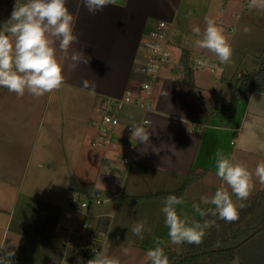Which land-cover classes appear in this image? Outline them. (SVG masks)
Returning <instances> with one entry per match:
<instances>
[{
    "label": "crops",
    "instance_id": "0c3cea01",
    "mask_svg": "<svg viewBox=\"0 0 264 264\" xmlns=\"http://www.w3.org/2000/svg\"><path fill=\"white\" fill-rule=\"evenodd\" d=\"M12 1L20 5L26 3V0ZM216 1L221 3L217 4L218 11L214 20L224 28L234 49L229 63L246 65L248 62L245 61L248 59L258 69L264 55L261 51L264 49V11L250 8L249 0ZM152 3L159 5V14L155 13V17L146 13V8ZM159 3V0H116L115 5H109L102 11L91 14L84 6L83 0H67L66 6L76 20L74 33L78 34V40L71 45L64 59L65 82L62 87L83 89L82 82L85 79L95 86L91 118L95 114L96 97L120 98L127 88L137 84L136 70L140 64L141 41L149 28H153L156 20L172 23L173 36L177 31L178 35L175 33V36L179 39L180 36L184 37L177 48L179 54L186 50L190 56L196 53L200 55L199 59L218 58L210 51L197 46L199 37L192 31L198 26L203 32L205 10L200 17L185 9L184 17L176 19L178 12L168 9L162 3L160 10ZM178 3L176 0L173 6L178 8ZM0 5L4 7L7 15V6L1 2ZM1 26L0 28H3L4 24ZM245 27L250 29L248 33L244 32ZM254 41L261 44L255 48ZM78 51H84L91 59L88 65L81 63L73 68L70 57L73 52ZM229 63L224 64L223 73L215 79H210L206 71L193 70V92L181 83L182 76L178 73L162 74L151 97L154 108L148 114L150 124L147 128V142L125 137L118 131L112 139L114 143L106 150L99 151L90 146L93 152L87 158L88 167L83 175L91 179L88 183L94 184V189L99 192L97 197L103 202L99 218L109 219L101 252L106 253L110 247L114 250L125 245L147 253L156 247L155 240L159 238L164 242L161 246L169 258L174 257L176 252L187 253L188 243L171 242L165 214L161 211L165 199L158 198L157 195L180 190L192 168L196 172H202L201 179L194 180L184 189L181 195L184 203L177 206V211L182 216L187 215L201 223L205 219L210 220L211 212L205 217H200L192 205L197 203L204 206L201 197L206 194L210 200L215 192L223 187L224 182L216 175V153L223 151L232 156L233 152L226 150L228 142L235 147L234 144L242 140L248 128L257 131L261 126L262 132H251V135L260 143L264 141V93H254L246 103L235 106L232 99L233 88L240 76L249 73L241 74L238 79H225L224 75L232 66ZM228 89L231 91L230 96ZM83 90L89 94L88 90ZM29 97L33 99L30 94ZM21 99L22 97L18 98L15 93L0 87V242L13 222L14 208L18 204L17 197L22 190L20 185L12 190L14 185L9 181L10 175L16 173V167L19 169L18 163L21 162L17 159L24 157L21 147L26 140L32 138V134L29 136L30 130L27 132L28 129L21 120L24 119L23 110L17 111ZM200 100L204 102V106ZM238 107L242 109L241 118L234 123L236 114L230 111L235 112ZM221 111L224 113L220 114ZM14 141L21 142V147L19 144L15 146ZM8 143L15 146L12 151L18 152L10 154ZM129 145L133 148L126 150L125 147ZM132 153L133 156L130 155ZM129 155V163L124 164L121 158ZM32 165L34 164H27L26 167ZM102 165L105 167L102 168ZM110 167L113 168L108 173L107 169ZM217 178L219 183L215 181ZM101 194L104 196L100 197ZM213 207L215 209L214 205ZM61 214L60 211L59 217ZM139 221L144 222L143 239L131 231ZM181 246H184V249Z\"/></svg>",
    "mask_w": 264,
    "mask_h": 264
},
{
    "label": "rangeland",
    "instance_id": "374dc122",
    "mask_svg": "<svg viewBox=\"0 0 264 264\" xmlns=\"http://www.w3.org/2000/svg\"><path fill=\"white\" fill-rule=\"evenodd\" d=\"M159 1L162 5L165 4L168 9L178 12L176 19L184 17L183 10L185 12V9L193 11L195 15H199L200 17L205 10V17L215 19L218 11L217 4L221 3L216 0H177L179 2L177 4L179 7L177 8L173 6V2H176V0ZM161 3H159L160 10L162 9ZM148 6L149 7L146 8V13L149 14L150 17H153V15L155 17V13L159 14V5L157 3H152ZM258 11L261 12L264 11V9H258ZM5 15L4 7L0 5L1 25L5 24L8 20ZM187 21L190 22L191 25H194L188 19ZM159 22L156 20L153 27ZM175 33L178 35L177 31H175ZM175 33L172 41L173 47L177 49L184 37L180 36L179 39L178 36H175ZM254 43H256L255 48L256 45L261 44V42L257 43L256 41H254ZM261 51L264 52V49L262 48ZM175 53L179 54V49H177ZM199 57L200 55L196 53L190 56V60L191 58L197 59ZM262 58H264V55H262ZM214 60L216 61L217 59L215 58ZM259 61L260 60H258V65L260 63ZM245 62L249 64L246 63V65L238 66L236 62H234V64L229 63L232 66L228 65L230 69L224 75L225 79H238L241 74L247 72L250 74L257 69V66L252 65L248 59ZM174 72L181 75L180 67H177ZM209 75L210 79L216 78L214 75ZM138 80L139 78H137V82H139ZM224 87L225 86H223V88ZM227 92L230 96L231 91L228 89ZM36 99V97H33L31 100L29 94L25 93L21 99V104L17 106V111L20 109L23 110L22 117L24 119H19L22 120L25 128L28 129L27 132L30 130L29 136L32 134V138L26 140L23 147L20 146L21 142L14 141L15 146L19 144L23 149L24 157H19L20 160L19 158L17 159L21 162L18 163L19 169L16 167L17 171L15 174L10 175L9 181L14 185L12 190L18 185L22 187V190L19 191V196L17 197L18 204L14 208L13 222L2 239L5 243L6 250H15L16 254L12 258L13 264H20L25 257H35L36 253H39V242H42L44 239L50 240L52 248H54L55 244H59L62 239H66L58 233L60 229V211L62 213L63 209L74 201L86 200L68 189L70 178L74 176L84 183L90 182L91 180L89 177H85L83 173L87 171V158H89L88 156L93 152L87 140L88 134L91 132L89 122L93 112V96L83 89L61 87L59 90L38 97L37 101ZM222 105L223 104H221V107ZM224 108L227 109L228 107L224 104ZM241 110V107H238L235 109V112L234 110L230 111L236 114L235 117L233 116L234 123L240 120ZM126 112H135V110L126 109ZM223 113V111L220 112V114ZM249 125L250 123L247 126ZM259 131L262 132L261 126H259V130L257 131L248 128L245 130V135L242 137V140L234 144L235 147L230 145L229 142L226 146L228 152H233L232 156L235 157L236 161L246 162L250 170H254L258 163L264 161V141L260 143V141L251 135V132L259 133ZM8 145L10 150L15 147L10 143H8ZM17 152V150H11L10 154ZM20 154L22 153L20 152ZM33 154H35V158ZM34 159H36V161H34ZM30 161H32L34 165L26 167L27 164H32L29 163ZM102 166V168L105 167L104 165ZM7 176L8 175H6L5 178H7ZM215 181L218 182L219 179L217 178ZM224 188H228L225 183H223L221 189ZM228 191L231 194L230 188H228ZM261 191H264V184H261L258 178L254 177V189L248 199L256 196V194ZM103 196L104 195L101 194L100 197ZM204 196L208 198L206 194H204ZM232 199L234 202L237 200L235 196H232ZM247 200L240 202L245 204ZM201 207L204 210H208L209 214L212 209H214L212 204H204V206ZM212 218L213 215L209 221H211ZM73 219V225L76 226L82 219L86 218L83 211L76 209L73 214ZM87 221L92 225L95 219H87ZM1 237L2 233H0V239ZM71 242L73 243L74 240H71ZM181 248L184 249V246H181ZM124 249H128L127 255L124 254ZM134 249L138 250L135 247H128L125 245L118 246L114 248V250L110 247L109 251H106V254L118 257L121 264H146V256L144 255L146 252H139V250L136 251ZM186 251L188 252V250ZM173 255L174 257L170 258L168 256L169 264L180 256V253L176 252ZM78 257H80L79 251L74 254L70 264H76ZM62 264H69V261L65 259ZM199 264L208 263L207 260L203 259ZM230 264H239L237 256L231 260Z\"/></svg>",
    "mask_w": 264,
    "mask_h": 264
},
{
    "label": "clouds",
    "instance_id": "9594fccd",
    "mask_svg": "<svg viewBox=\"0 0 264 264\" xmlns=\"http://www.w3.org/2000/svg\"><path fill=\"white\" fill-rule=\"evenodd\" d=\"M66 3L67 0H26L23 5L14 4L11 16L0 28V87L15 93L18 98L26 92L33 97H42L62 87L65 82L64 59L71 45L78 40V34L74 33L76 20ZM115 3L116 0H83L91 14ZM249 7L264 9V0H249ZM205 24L203 32L198 26L192 29L199 37L197 46L216 55L222 64L229 63L234 49L224 28L208 17H205ZM249 31V28H244L245 33ZM70 59L75 68L81 63L88 65L91 57L85 55L84 51H78L73 52ZM82 87L90 95L94 94L95 86L87 79L82 82ZM131 138L147 142L148 130L132 124ZM216 168L217 177L231 189V194L228 188L218 189L210 200L201 197V203L215 206L211 215L218 214L221 220L234 223L239 220V210L245 207L240 201L247 200L254 189V177L264 184V161L250 170L246 162H237L235 157L218 151ZM232 196L237 198L235 202ZM183 203V198L176 195L165 198L161 211L169 228L168 236L174 244L186 242L199 246L207 234L206 229L215 226V222L205 219L201 223L187 215L182 216L177 206ZM192 208L200 217L209 214L200 204L194 203ZM143 230V221L131 228L132 233L141 239ZM163 243L159 238L155 240L156 247L146 253L147 264H169V258L161 246ZM123 251L125 255L128 254V249ZM15 254V250H6L4 241L0 242V264H13ZM76 264H85V261L78 257ZM86 264H121V261L118 257L97 251Z\"/></svg>",
    "mask_w": 264,
    "mask_h": 264
},
{
    "label": "built area",
    "instance_id": "2783aa9c",
    "mask_svg": "<svg viewBox=\"0 0 264 264\" xmlns=\"http://www.w3.org/2000/svg\"><path fill=\"white\" fill-rule=\"evenodd\" d=\"M0 27H2L1 24ZM145 34L140 46V64L136 70L139 82L135 86L127 88L119 99L109 96L95 98V114L89 122L91 132L87 140L89 146L96 150H106L109 145L114 143L112 139L116 137L118 131L125 137H131L132 124L147 129L150 124L148 114L154 108L151 97L158 79L162 74H174L175 69L179 67L180 56L175 53L172 41V23L160 21ZM189 65L193 70L206 71L216 78L224 70V64L220 62L219 58L216 61L191 58ZM195 93L198 92L195 91ZM125 108L135 110V112L127 113ZM132 148V145L125 147L126 150ZM130 155L133 156V153ZM130 155L121 158L124 164L129 163ZM111 171L112 167L107 169L108 173ZM101 205H103L102 200L93 197L90 200L74 201L63 209L59 217L60 229L58 233L67 240L62 239L59 244H56L62 249V252L73 248L74 242H71L73 239L83 243L84 247L88 243L92 246L103 243L94 231ZM76 209L83 211L86 219H82L75 226L73 225V214ZM87 219H95V222L90 225ZM97 251L92 247L89 249L88 255L92 258ZM83 260L86 264L88 259L84 258Z\"/></svg>",
    "mask_w": 264,
    "mask_h": 264
},
{
    "label": "trees",
    "instance_id": "16d2710c",
    "mask_svg": "<svg viewBox=\"0 0 264 264\" xmlns=\"http://www.w3.org/2000/svg\"><path fill=\"white\" fill-rule=\"evenodd\" d=\"M0 2L7 6L8 12L6 18L9 19L15 3L12 0H0ZM189 59V53L186 50H182L179 57V67L182 76L181 83L193 92V69L189 65ZM254 93H264V58L256 71L239 77L236 86L233 88V104L236 106L246 103L250 95ZM201 103L204 106V102L201 101ZM202 177V172H196L192 168L188 179L180 190L157 196L164 199L169 195L181 197L184 189L191 182L199 180ZM68 189L87 200L93 198V194L96 191L92 182L84 183L74 176L70 178ZM239 211V220L234 223L221 220L218 214L213 216L211 221L215 222V226L207 229L203 243L199 246L188 245V252L180 254L171 264H199L203 259L207 260L208 264H230L235 256H237L239 264H264V191L248 199L245 207ZM108 224L109 219L102 217H98L95 222L94 231L102 241H104L103 235L106 232ZM73 240V248L62 252L59 246L55 244L54 248H52L50 240L44 239L42 242H39V253H36L35 257L29 256L23 258L20 264H62L65 259L70 264L77 251L80 252V257L83 259L87 258L88 260L91 259L88 251L92 247L101 252L103 243L96 246L88 243L84 247L80 241Z\"/></svg>",
    "mask_w": 264,
    "mask_h": 264
},
{
    "label": "water",
    "instance_id": "95a60500",
    "mask_svg": "<svg viewBox=\"0 0 264 264\" xmlns=\"http://www.w3.org/2000/svg\"><path fill=\"white\" fill-rule=\"evenodd\" d=\"M98 193H99V192L96 191V192L94 193V197H96V196L98 195Z\"/></svg>",
    "mask_w": 264,
    "mask_h": 264
}]
</instances>
